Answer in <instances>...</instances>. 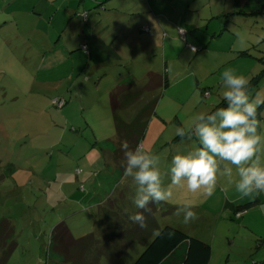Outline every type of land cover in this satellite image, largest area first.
I'll use <instances>...</instances> for the list:
<instances>
[{
    "label": "rangeland",
    "instance_id": "1",
    "mask_svg": "<svg viewBox=\"0 0 264 264\" xmlns=\"http://www.w3.org/2000/svg\"><path fill=\"white\" fill-rule=\"evenodd\" d=\"M82 8L76 3L73 21L46 33V18L40 25L43 16L25 17L30 38L12 25L0 31V219L12 224L15 242L6 264H71L53 251L55 240L50 247L59 221L75 238L92 232L103 240L139 210L135 186L113 154L110 93L122 79L139 81L148 70L167 76L166 88L146 94L157 101L138 144L160 157L164 172L173 156L197 147L176 128L226 103L225 70L244 76L253 97L264 98V0H108L103 14ZM95 37L120 59L98 56ZM83 43L87 51L75 49ZM259 112L264 120V105ZM186 201L196 205L189 223L176 214ZM227 201L253 202L236 213ZM105 212L111 217L103 222ZM154 214L158 228L172 226L210 244L209 264H263L264 192L241 197L221 179L213 195L182 189ZM144 242L133 241L114 262L102 254L98 264H131Z\"/></svg>",
    "mask_w": 264,
    "mask_h": 264
},
{
    "label": "clouds",
    "instance_id": "2",
    "mask_svg": "<svg viewBox=\"0 0 264 264\" xmlns=\"http://www.w3.org/2000/svg\"><path fill=\"white\" fill-rule=\"evenodd\" d=\"M191 51L195 53L196 48L193 46ZM221 79L226 88V106L199 114L188 128H176L181 139L195 138L197 147L173 156L168 172L161 170L160 157L146 151L142 144L133 149L127 141L121 143L125 157L123 175L135 186L132 203L143 210L130 214L129 219L141 228L147 226L143 213L151 211L150 204L176 202L177 192L182 189L211 196L223 179L241 197L264 192V120L259 118L264 98H259V94L254 98L249 81L234 70H225ZM168 175L170 182L165 185ZM194 207L186 201L176 214L183 213L184 223H189L197 218Z\"/></svg>",
    "mask_w": 264,
    "mask_h": 264
},
{
    "label": "trees",
    "instance_id": "3",
    "mask_svg": "<svg viewBox=\"0 0 264 264\" xmlns=\"http://www.w3.org/2000/svg\"><path fill=\"white\" fill-rule=\"evenodd\" d=\"M107 4L108 0L107 2L102 0L97 2L93 8L106 9ZM86 14L87 12L83 14L84 18ZM86 21H88L87 18ZM94 42H96L101 52L98 56L104 53L103 56L105 55L106 58L120 59L119 54L112 46L105 44L100 37H95ZM75 49L87 51L85 43L80 44ZM75 49L73 48L71 51ZM88 54L91 57L89 50ZM253 83H256V81H253ZM168 85L169 82L165 74L161 76L155 71L148 70L139 81L134 78L122 79L116 89L110 93L113 125L118 136L117 147L113 154L115 159L121 162L120 168L124 169L125 165L121 143L127 141L129 147L134 149L144 136L147 124L152 114H154L157 100L156 98L146 99V94L159 86L166 88ZM225 106L226 103L217 105V108ZM252 202L234 205L227 201L224 205L226 208L236 211V213H243ZM149 208L151 211L143 213L146 217V227L141 228L128 217L123 219L121 224H119L120 221L117 223L120 225L116 227L117 229L105 231L103 240L97 239L92 232L75 238L66 223L59 221L54 227L56 235L51 234L50 247H52L53 240H55L57 243L54 245L53 251L60 257L62 256L64 261L69 259L71 264H98V259L102 254L106 255L110 262H114L128 249L133 241L146 239V242H144L146 246L131 264H209L212 252L210 244L172 226L158 228L155 226L154 217L157 204L152 203ZM138 211L143 210L139 209ZM107 213L111 217L109 212H105V216L102 218L103 222L106 221ZM125 224H127L126 227H124ZM147 229L149 230L145 232ZM97 230H99V227ZM12 234V224L7 219H0V264H6L15 247V242L11 238ZM86 253H89V259H86ZM262 263L264 264V258Z\"/></svg>",
    "mask_w": 264,
    "mask_h": 264
},
{
    "label": "crops",
    "instance_id": "4",
    "mask_svg": "<svg viewBox=\"0 0 264 264\" xmlns=\"http://www.w3.org/2000/svg\"><path fill=\"white\" fill-rule=\"evenodd\" d=\"M89 0H77V1H71V0H39L34 1L32 0L30 3H27V0L23 2V0H0V16L8 17L3 21H0V31L3 27L12 25L14 26V31L19 33L21 37L24 38H30L29 30L25 29V17H30L39 15L43 16L42 21L39 23L42 25V22H45L46 20V30H44L43 33L50 32L49 27L52 25L58 26V25H69L70 22L73 21L74 16L73 13H75V6L76 3L79 2L82 5V9L85 11L86 8L89 10L90 8H93L97 2H100L102 0H91V2L87 6V2ZM107 2V0H105ZM87 6V7H86ZM97 10L100 8L95 7ZM102 8V7H101ZM103 8L101 10H98V14H103ZM96 11V10H94ZM4 19V18H3ZM36 25V24H35ZM37 26V25H36ZM42 27V26H41ZM147 27V26H144ZM84 28L80 30V33H77V38H81V34L83 32ZM59 32L61 30H58ZM14 34V32H13ZM58 37V35H57ZM95 39V38H94ZM79 41V40H78ZM80 43V41H79ZM106 44V43H105ZM68 48V45H67ZM99 51V49H98ZM100 52V51H99ZM101 53V52H100ZM108 58V57H107ZM104 59L103 61H105ZM102 61V62H103ZM126 79V78H125ZM124 80V79H123Z\"/></svg>",
    "mask_w": 264,
    "mask_h": 264
},
{
    "label": "built area",
    "instance_id": "5",
    "mask_svg": "<svg viewBox=\"0 0 264 264\" xmlns=\"http://www.w3.org/2000/svg\"><path fill=\"white\" fill-rule=\"evenodd\" d=\"M178 31H179V33H180V29H179Z\"/></svg>",
    "mask_w": 264,
    "mask_h": 264
}]
</instances>
